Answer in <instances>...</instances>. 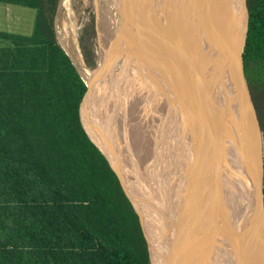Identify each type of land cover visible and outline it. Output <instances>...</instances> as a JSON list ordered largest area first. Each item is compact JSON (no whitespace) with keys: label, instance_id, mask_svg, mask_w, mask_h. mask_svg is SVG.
Listing matches in <instances>:
<instances>
[{"label":"trees","instance_id":"16d2710c","mask_svg":"<svg viewBox=\"0 0 264 264\" xmlns=\"http://www.w3.org/2000/svg\"><path fill=\"white\" fill-rule=\"evenodd\" d=\"M0 2L35 9L31 34L0 31V264H152L109 123L58 41L59 0ZM246 2L243 70L264 135V0Z\"/></svg>","mask_w":264,"mask_h":264},{"label":"rangeland","instance_id":"374dc122","mask_svg":"<svg viewBox=\"0 0 264 264\" xmlns=\"http://www.w3.org/2000/svg\"><path fill=\"white\" fill-rule=\"evenodd\" d=\"M127 1L133 5L137 12L138 4L149 2L147 0ZM160 1V4L153 3V5H155V7L159 10V12L157 11L158 13L154 12L147 14L146 11L145 13L143 12L142 8L141 18L145 20L147 16L149 17V19L145 20L146 22L156 23V21H154V16L158 14L159 23L161 21H166L167 18H169L170 25L172 26L175 21L171 19L170 15L174 14V16H181L183 10L182 8H184V2L182 3L181 0ZM123 4L124 0H59L54 20L58 41L71 57L73 63L76 65L86 84L90 79V81H96L98 85H101L103 87L106 86L110 81L114 79L111 75L108 74L109 72L115 74L117 77L120 76L122 79L123 84H121V86L125 87L124 92L127 93L124 94L123 92V94L121 95L122 103L121 106H119L120 108L118 107L113 115H111V112L109 110L104 109V107L102 108V106L100 105H98L99 107L97 108L107 122L112 118L108 123L112 124V122H115L118 119L116 118L117 115L119 116V119L122 120V123L123 120L125 121L127 118L126 121L128 123L125 122V125H122L121 129L119 130L120 136L118 143L115 142V138L111 137L112 146L118 149V158L122 169V178L125 182L126 188H128V186L125 181V176H127L126 174H128L129 172L131 177L133 179L135 178L139 185L142 184L139 177L140 174L147 178V181H145L146 184L154 185V190L158 191V188L160 189L158 193L162 197L167 199V202H169L168 205L169 207H171V210L167 214L161 216L163 218V222H172L174 220L172 232L171 228L169 231L171 232V237L168 238V243L178 249V254L181 252L185 253V251H182V245L188 239H185L183 241L182 238H184V236L191 235L189 230L191 231L190 228L192 227L196 232V222L199 219H203V224H200L199 228L201 234L200 242H202V244L200 242L199 244L203 245L200 246L201 252H203L208 259L209 255H215L213 254V252L216 253V264H220L219 261L235 257L237 254H239L238 246L241 245L244 241L243 238L241 240V232H239L237 227L235 212H233L227 206L226 210L218 209L215 216H211L210 213L205 214L204 212L200 217V214L202 213L201 212L199 215H195L197 218H195L194 216L191 217L192 211L193 214L197 213L194 212V209L195 206L199 204L195 203L194 200H192L185 206L186 213L184 211L185 216H187L189 220H186L184 222L181 217L178 216L177 205L180 206V194L181 197L184 196L183 191L185 190L186 186L185 179L189 162L191 161V158L192 160L196 158V154H199L200 152L195 146V144H197L198 134L200 133V117L198 118V120H196L197 124H195L194 121H191V117H189V115L187 114L188 112L184 110H186L187 106L190 107L188 103H191L193 105L194 102L199 103V101L193 96V93H191L190 91L187 92V94L185 93V95H180L182 96L181 99L183 100V104L178 105L177 109L174 108V104L172 102L175 100L174 98H172L174 90L173 81H169L168 83L167 77L165 75L166 73L161 74V72L158 73L157 70L151 71L150 68L147 69L148 65L145 62L144 58H141L139 50L140 47H143L148 51L151 49L145 47V45H141L142 42L146 41V38L148 39V37L143 36V31H141L140 29L141 25L137 23L138 19H135L133 21L135 23H130L131 18L129 15L127 16V12L125 13ZM10 6L14 10V12H10V16L8 17L6 15L0 17V31H9L12 33L26 35L31 34L34 28L35 9L20 5L10 4ZM176 20H178V18ZM123 21L124 23L126 22V26L130 27L129 30L128 28H123ZM132 24L134 26L138 24L139 26L137 25V28H139V31L135 27L137 30L136 31ZM137 32L139 36L137 35ZM84 47L88 49L86 51L91 57V59L88 61L84 54ZM136 51L137 53L136 55H134V52ZM151 51L155 53L157 58L158 55L161 56V54H159L158 51L156 52V50H154L153 48L151 49ZM141 60L142 63L140 62ZM167 60L169 61L168 65L170 67H175L176 65H178L177 61H173L172 63V60H170L169 58ZM155 74L156 79L153 78ZM163 75L165 76V78ZM151 78H153L152 80L155 82H152ZM158 78H160L159 81H161V83H159ZM168 78H171V76L169 75ZM154 83H158V85L155 86ZM167 84H169V86ZM124 107L126 108L125 110H123ZM160 108L163 111V115L159 113L160 115L158 116V111ZM192 112L195 113L194 109H192L189 114H192ZM165 115H167L166 117L168 118L167 125L166 123L165 125L163 123ZM106 116L110 119L106 118ZM132 116L133 118L136 117L137 119H139L134 120ZM158 117L159 119H161L158 120ZM118 122L117 125L119 127L120 121ZM136 122L139 126L135 124ZM131 129H133L135 132L133 130L131 131ZM191 152H194L193 157L190 154ZM141 155L142 158L140 157ZM149 156L152 161H159V163L157 164V170H159L160 173L163 172L162 176L157 173L150 172L155 166H149L150 164H148V161H146V159L148 160ZM200 156L203 155L200 154ZM143 158H145V161L143 160ZM140 161H142L145 165ZM146 163L148 165H146ZM202 163V168L206 169L207 164L205 162ZM138 165L142 167H140L141 169L138 170H143V168L145 169L147 166V171L149 172V174L147 175L146 173H143L141 171L137 172L136 167ZM202 179H204L203 176ZM202 182L204 183L203 180ZM155 184H157L156 189ZM162 184L165 185L163 186ZM201 187L197 188L198 190L196 191V193H194V195L199 198L200 203L204 201L207 195L211 194L213 189L212 186L209 193L206 191L210 189V184L208 182L207 184L204 183ZM144 188H146V186H144ZM144 188H142V186L141 188H139V194L141 192L140 198L143 200H147L148 195L145 192ZM128 191L130 198L137 208L144 233L150 244L153 264H162L161 253L154 250L152 246L147 222L142 217L129 188ZM208 200H206L205 203H208ZM179 212H182L181 209H179ZM180 221L183 222L182 225L180 224ZM160 222V220L157 221V223ZM187 222L189 223L187 224ZM189 224H192L190 225L192 227L189 226L190 228L188 229V233H185L184 236L182 235V233L180 234L181 230H178V226H188ZM210 229L212 231V235L208 236L207 234L210 233ZM194 230H192V232ZM190 238L193 239V237H189V239ZM207 241H210V249H207ZM191 245L192 247H194V243ZM188 254H190V252H188ZM191 260L193 261L191 262ZM238 260L239 255L237 256V261L235 262V264H238ZM184 264L197 263L194 261V258L186 257V261L184 262ZM204 264L209 263L204 262ZM210 264L214 263L210 261Z\"/></svg>","mask_w":264,"mask_h":264},{"label":"bare ground","instance_id":"6f19581e","mask_svg":"<svg viewBox=\"0 0 264 264\" xmlns=\"http://www.w3.org/2000/svg\"><path fill=\"white\" fill-rule=\"evenodd\" d=\"M147 1H149V2L143 3V4L142 3L138 4V12L133 7V5L131 3H129L127 0H124V4H123V8L125 10V13L127 12V16L129 15L131 18L130 23H135L133 21L135 19H138L137 23L139 25H141L140 29H141V31H143V36L148 37V39L146 38V41L142 42L141 45L142 46L145 45V47H148L151 49L153 48L154 50H156V52L158 51V53L161 54V56L158 55V58H157L155 53L152 52L151 49L148 51L147 49H145L143 47H140L139 54L141 55V58L143 57L145 62L147 63V65H148L147 69L150 68L151 71L157 70L158 73L161 72V74L166 73L165 75L167 77L168 83H169V81L170 82L173 81V89L174 90H173L172 98H174L175 100L172 102L174 104L175 109L178 108V105L183 104V100L181 99L182 96H180L182 94L185 95V93L187 94V92L191 91V93H193V96L196 99H198L199 103L194 102V104H193V106L195 107L194 111H196L195 113L198 114V118L200 117V124L202 122L204 123L202 125H199L200 126L199 127L200 132H201V129L204 128L205 129L204 133L206 134L205 138L202 136V133L198 134L197 144H195V146H196L197 150L200 151L201 145H203L205 142L207 143V140L209 139V135H210L209 134L210 133V127L209 126H213L214 124H216L217 115L220 114V112L223 108V105H222L223 101H224V103L228 104L225 107L224 111H225L226 115L227 114L229 115V122L233 126L236 125V123H237V120H236V117L234 114V109L236 106V103H235L236 97H235V95L231 94V91L229 88L230 81L229 80L224 81L225 82L224 86L222 85V83L220 81L219 91L215 90V85H216L215 77H214L215 74L213 73V70H212L213 65H215V64H213L214 60H212V58H214L218 54V51H219L220 57L222 58L223 62H225L227 65L228 64H232V65L236 64L235 54H236V52L240 51L242 48L244 33H245V27H246V19H247V17H246L247 15H246L245 9L243 7V0H181L182 3L184 2V8H182L183 10H182L181 16H179V17L174 16V14L170 15L171 19L173 21H175L173 23L174 27H173V24H172V26L170 25L169 18H167L166 21H161L159 23L158 22V14H156L154 16V21H156V23L146 22L145 20L149 19V17H147V16H146L145 20L143 18H141L142 10L144 13L146 11L147 14L154 13L157 11L159 12V10L155 7V5H153V3L160 4L161 3L160 0H156V1L155 0H147ZM215 13H217L218 16L215 15ZM177 18H178V20H176ZM215 19H216V22L212 23L211 21H213V20L215 21ZM137 25H135V26L133 25L135 30L137 28ZM137 29L139 31V28H137ZM137 35L139 36L138 32H137ZM134 47H135V45H134ZM134 53H135L134 55H136L137 51ZM132 57H134V56H132ZM168 58L170 60H172V63H173V61H177L178 65H176L175 67L174 66L170 67L168 65L169 64V61L167 60ZM105 61H107V60H105ZM140 62L142 63V60ZM123 73H124V71H123ZM158 73H157V76H158ZM108 74L111 75L114 79L112 81H110L104 87L101 85H98L96 81H90V79H89V82H87V84H88V87L90 88L91 92L93 93L94 97L96 98L97 102L99 103V105L102 106V108L104 107V109L109 110L111 112V115H113L115 113V111L118 109V107L121 106V103H122V100H121L122 96L121 95L125 91V87L121 86V84H123V83H122V79L120 76L117 77L115 74H113L111 72H109ZM144 74H145V72H144ZM161 74H159V75H161ZM169 75L171 76V78H168ZM153 78L156 79V74L154 75ZM153 78H151V80ZM164 78H165V76H164ZM159 79L160 78H158V81H159ZM168 79H170V80H168ZM158 81H156V82H158ZM152 82H155V81L152 80ZM159 83H161V81H159ZM179 83H180V86H179ZM154 85L156 86V85H158V83H156V84L154 83ZM167 85L169 86V84H167ZM159 86H161V85H159ZM157 88H159V87H157ZM161 92H162V88H161ZM126 93L124 92V94H126ZM129 95H131V94H129ZM231 95H232V97H231ZM125 109L126 108L124 107L123 110H125ZM123 110H122V112H123ZM227 110H229V112ZM162 112L163 111L160 108L158 111V116L160 115L159 113H161L163 115ZM131 113H132V111H131ZM123 114H124V112H123ZM166 116L167 115L164 116L165 118L163 120L164 125H165V123L167 125L168 118ZM106 118H108V117L106 116ZM116 118L119 119V116L117 115ZM132 118H133V116H132ZM201 118H202V120H201ZM108 119H110V118H108ZM118 119L115 122H112V124L109 123L110 129L113 133V136L115 138L116 143H118V141H119V136H120L119 130L121 129V126L125 125L124 123L127 122L126 121L127 118L125 121L123 120V123H122L121 119H119V120ZM133 119L138 120L139 118L137 119L136 117H134ZM160 119L158 117V120H160ZM118 121H120L119 127L117 125ZM118 124H119V122H118ZM135 124H137V122ZM83 126H84V124H83ZM136 128H135V130H136ZM132 130L133 129H131V131ZM166 130H168V129H166ZM134 134H136V133H134ZM190 137H191V135H190ZM192 139H193V134H192ZM213 140H214V136H213ZM190 141H191V138H190ZM184 146H186V145H184ZM212 148H213V153H214L215 144L212 145ZM176 149H177V147H176ZM117 151H118V149H117ZM176 154H177V152H176ZM190 154L193 157L194 152H191ZM200 154L203 155V152L200 151L199 154H196V156L197 155L200 156ZM147 156H146V158H147ZM140 157L142 158V155ZM143 157H144V155H143ZM143 160L145 161V158H143ZM146 161H148V164H150L149 166H151V165L155 166L153 168V170L150 172L157 173L160 176L163 175V172L160 173V171L157 170V167H158L157 164L159 163L158 160H156L157 162H154L151 160V158L149 156L148 160L146 159ZM140 162L142 164H144L142 161H140ZM202 162H205L207 164L204 156H202V159H201V167L203 166ZM187 163H188V161H187ZM190 163H192V158H191V161L189 162V164ZM148 164L146 163V165H148ZM209 165H210V162H209V164H207V167L205 166L206 169L209 168ZM138 166L136 167L137 172L141 171L143 173H146L147 175L149 174V172L147 171L148 170L147 166L145 168L147 172L145 171L144 168H143V170H138V169L142 168L141 166H139V168H138ZM230 168H233V167H230ZM116 172H117V170H116ZM235 174H236V172L234 171L233 174H231V175L234 176ZM126 175L127 176H125V181L127 183V186L129 188V190L131 191L132 196L134 197V200H135V202L139 208V211H140L142 217L147 222L152 246H153L154 250L161 253L162 264H169V262H171L173 259H175V257H176L175 255L178 254V251H177L178 249L173 247L171 244L168 243V241H169L168 238L171 237V232L173 229L174 220L172 222H166V221L163 222V218L161 217V216L167 214L171 210V207H169V205H168L169 202H167V199L162 197L158 193L160 190L159 188L157 191V190H154V185L146 184V182H145V181H147L146 177L139 174V177H140L141 182H142V184L139 185L137 183L136 179L135 178L133 179L131 177L129 172ZM119 176H120V174H119ZM231 177L232 176H230V175H229V177H227V179H229L228 182H225L222 180V184H221V182H217L216 184L213 185V182H211L212 178L208 179V178H205L203 176L204 179H202V177L200 176L199 177L200 182L198 183V186H199L198 188L203 186L204 183L207 184V182H209L210 188H211V186H213V189H212L211 194L207 195V197L204 199V201L202 203H200L199 198L194 195V202L199 203L195 206L194 212H197L195 215H199L202 212L200 214V217L204 212H205V214L210 213L211 216H215L218 209L226 210L227 206L233 212H235L237 227H238L239 232H241V235H240L241 240L243 238L244 241L241 245L238 246L239 254H237L235 257H231V258L219 261V263L220 264H235V262L237 261V256L239 255V260L237 263L243 264V262L245 260V256H246L245 254H246V248H247V245H246V243H247L246 242L247 224H248L247 219H246V218H248L247 213H246L247 208L245 205V201L243 200V193L241 192L243 190V188H241L242 183H240V181L235 180L234 178H231ZM202 180L204 181V183L202 182ZM122 181L125 185V182L123 179H122ZM223 183H224V185H223ZM225 183H226V185H225ZM155 185H156V187H155V189H156L157 184H155ZM162 185L164 186L165 184H162ZM222 185H223V187H222ZM141 186H142V188H144V186H146V188H144V189L148 195L147 200H143L140 198L141 192L139 194V191H140L139 188H141ZM148 186H149L150 190L148 189ZM125 189L127 191L126 185H125ZM210 190L211 189H209L208 191H210ZM127 194H128V192H127ZM217 194L218 195L220 194V196H218ZM142 195H143V193H142ZM128 197H129V195H128ZM206 200H208V203H205ZM179 209L180 208H178V216H181L182 213L179 212ZM194 217L197 218L196 216H194ZM181 218H182V216H181ZM158 220H160L161 222L157 223ZM186 220H189L187 216H185V221ZM188 223L189 222H187V224ZM180 224L182 225L183 222L180 221ZM200 224H203V219H199L196 222V224H195L196 232H195L194 228L192 226H190L192 224H189L188 226H182V231H180V234L182 233L183 236L185 233H188V229L190 227L193 228V229L190 228L191 231L189 230L191 235H188V237L184 236V238H182V240L184 241L185 239H188L187 240L188 242L190 241L191 244L194 243V245H193L194 247H192V245H191L189 251H186L187 250L186 245H188V242L185 241L184 244L182 245V248H183L182 251H185V254H187L186 257L194 258V261L197 264H204V262H208L210 264V261H212V263L216 264L217 263L216 253L213 252V254H215L214 256L209 255V259H210L209 260L205 256V254L203 252H201L200 246H203V245H201L202 242H200V240H201V234H200V229H199ZM170 228H171V232H169ZM192 230H194V231L192 232ZM165 234H166V236H165ZM207 235L208 236L212 235L211 229H210V233H208ZM189 237H193V239L190 238L191 239L190 240ZM199 242L201 244H199ZM188 252H190V254H188ZM185 261H186V258H184V262ZM192 261L193 260H191V262ZM187 263H189V262H187Z\"/></svg>","mask_w":264,"mask_h":264},{"label":"water","instance_id":"95a60500","mask_svg":"<svg viewBox=\"0 0 264 264\" xmlns=\"http://www.w3.org/2000/svg\"><path fill=\"white\" fill-rule=\"evenodd\" d=\"M243 7L245 9L247 19L242 48L235 54L236 64L227 65L225 62H223L222 58L220 57L219 51L218 54L214 58H212V60H214L213 64H215L213 65L212 69L213 73L215 74V90L219 91L220 81L223 86L225 83L224 81H230L229 88L231 94L235 95L236 97L234 114L237 123L233 126L229 122V115H226L224 111L225 107L228 104L224 103L223 101V108L220 114L217 115L216 124H214L213 126H209V139L207 140V143L205 142L203 145H201L200 149V151L203 152V156L205 157L207 164H209L210 162L209 168L205 169L201 167L202 156L200 157L199 155H197L196 158L192 160V163L188 165V169L186 171V186L185 190L183 191L184 197H181L180 194L179 203L181 208L179 205H177V208L181 209V219L185 222V206L187 203L194 200L193 195L198 190L197 188L199 187L198 183L200 182V176H204L208 179L212 178L211 182H213V185L217 182H221L222 184V180L228 182L229 179H227V177H229V175L232 176L231 178L240 181V183H242L241 188H243V190L241 192L243 193V200L245 201V205L247 208L246 213L248 217L246 218L248 223L246 237L247 248L243 264H264V135L243 70L242 54L247 36L249 17L246 0H243ZM215 15H217V13H215ZM211 22L215 23L216 19L215 21L213 20ZM126 25V22L124 23L123 21V28H128L129 30L130 27ZM83 99L81 101V104L83 102ZM188 105H190V107L187 106L186 110L184 111L188 112L187 114L189 115V117H191V121H194L195 124H197L196 120H198V114H195L194 112H192V114H189L195 107L191 103H188ZM227 111L229 112V110ZM202 124L204 123L202 122L200 125ZM204 132L205 129L202 128L200 133H202V136L205 138L206 134ZM214 144L215 151L213 153L212 145ZM234 171L236 172V174L233 176L231 174H233ZM207 192L209 191L207 190ZM218 196H220V194ZM193 216H195V214H193L192 212L191 217ZM178 227V230L180 229L182 231L181 225H179ZM145 238L147 240L146 235ZM147 243L150 252V260L153 264L151 247L148 240ZM207 245V249H210V241H207ZM190 247L191 243L189 241L188 245H186L187 251H189ZM186 255L187 254H185L184 252L176 254L175 259L169 262V264H184V257L186 258Z\"/></svg>","mask_w":264,"mask_h":264},{"label":"crops","instance_id":"0c3cea01","mask_svg":"<svg viewBox=\"0 0 264 264\" xmlns=\"http://www.w3.org/2000/svg\"><path fill=\"white\" fill-rule=\"evenodd\" d=\"M10 12H14L11 8L10 4H5L0 2V17L6 15L7 17L10 16Z\"/></svg>","mask_w":264,"mask_h":264}]
</instances>
